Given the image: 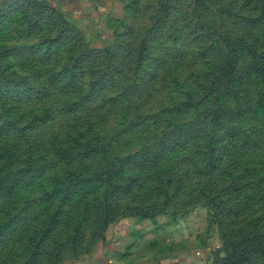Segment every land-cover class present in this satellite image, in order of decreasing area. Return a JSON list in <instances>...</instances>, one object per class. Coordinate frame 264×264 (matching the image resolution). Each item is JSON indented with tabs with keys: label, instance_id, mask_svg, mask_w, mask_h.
<instances>
[{
	"label": "rangeland",
	"instance_id": "obj_1",
	"mask_svg": "<svg viewBox=\"0 0 264 264\" xmlns=\"http://www.w3.org/2000/svg\"><path fill=\"white\" fill-rule=\"evenodd\" d=\"M134 225L264 264V0H0V264Z\"/></svg>",
	"mask_w": 264,
	"mask_h": 264
},
{
	"label": "crops",
	"instance_id": "obj_2",
	"mask_svg": "<svg viewBox=\"0 0 264 264\" xmlns=\"http://www.w3.org/2000/svg\"><path fill=\"white\" fill-rule=\"evenodd\" d=\"M55 4L68 9L101 8L102 5L110 3V0H49ZM167 230L169 227H165ZM138 226L123 227L117 230L119 244L111 246L107 256L98 264H205V259L199 253H195L191 246L173 249L167 253L168 243L180 245L182 238L163 242L159 241L157 234L153 233L151 227L146 225L143 230ZM165 229V230H166ZM169 231V230H168ZM167 231V232H168ZM162 233V232H161ZM155 234V235H154ZM174 236V235H173ZM175 237V236H174Z\"/></svg>",
	"mask_w": 264,
	"mask_h": 264
},
{
	"label": "trees",
	"instance_id": "obj_3",
	"mask_svg": "<svg viewBox=\"0 0 264 264\" xmlns=\"http://www.w3.org/2000/svg\"><path fill=\"white\" fill-rule=\"evenodd\" d=\"M255 71H257V70H255V69H252V70H251V72H255ZM27 130H29V129H26V130H24V131L27 132ZM22 131H23V130H22ZM256 242H264V236H263L262 238L256 240L255 243H256Z\"/></svg>",
	"mask_w": 264,
	"mask_h": 264
}]
</instances>
